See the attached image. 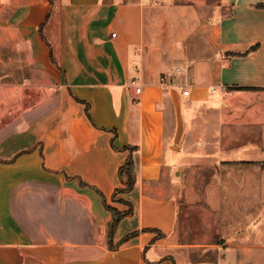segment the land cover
Here are the masks:
<instances>
[{"label":"crops","instance_id":"1","mask_svg":"<svg viewBox=\"0 0 264 264\" xmlns=\"http://www.w3.org/2000/svg\"><path fill=\"white\" fill-rule=\"evenodd\" d=\"M2 30L23 78L2 85L17 110L0 101V264H185L167 149L227 100L245 172L231 264H264L248 211L264 203V0H28ZM131 155L133 212L110 247L104 199L130 208L113 197Z\"/></svg>","mask_w":264,"mask_h":264},{"label":"rangeland","instance_id":"2","mask_svg":"<svg viewBox=\"0 0 264 264\" xmlns=\"http://www.w3.org/2000/svg\"><path fill=\"white\" fill-rule=\"evenodd\" d=\"M27 1L0 0V101L5 100V107L12 113L17 110L18 100L12 98L14 90H19H3L2 85L22 83L23 77L20 62H9L17 54L14 48L4 45L9 34L5 37L2 27L7 25L12 9ZM57 14L58 11L53 17ZM29 95L34 97L35 93ZM226 103L223 112L206 109L194 112L197 122L188 135L187 145L175 147L179 151L177 156L172 148L167 149L168 165L176 166L168 179L179 202L177 231L185 247L181 254L185 264H231V226L239 227L234 218L243 219V205L239 208L233 202L243 201L245 172L242 168H231V101ZM171 129L167 127L170 136ZM248 211L264 215V203L253 205Z\"/></svg>","mask_w":264,"mask_h":264},{"label":"trees","instance_id":"3","mask_svg":"<svg viewBox=\"0 0 264 264\" xmlns=\"http://www.w3.org/2000/svg\"><path fill=\"white\" fill-rule=\"evenodd\" d=\"M241 88V87H240ZM244 88V87H242ZM135 147L132 148V151H135ZM121 181L123 183V187L117 189L115 192V195L113 197L114 200L116 201H121L125 204H128L130 208L126 211H121L118 208L110 205L106 199H104L105 206L106 208L111 212L112 214V220L109 223V233H108V238H109V246L114 247V239H115V234L118 228V225L120 221L127 215L131 214L133 212V206L129 204L125 199L119 197V195L127 192H131L137 182V175H136V168H135V161L133 156L131 155L127 162L120 168L119 171ZM135 234L129 235L125 238V240H128L130 237L134 236Z\"/></svg>","mask_w":264,"mask_h":264},{"label":"built area","instance_id":"4","mask_svg":"<svg viewBox=\"0 0 264 264\" xmlns=\"http://www.w3.org/2000/svg\"><path fill=\"white\" fill-rule=\"evenodd\" d=\"M113 35L115 36L116 34H113ZM163 80L165 81V77H163ZM141 90H142L141 87H138L136 91H137V93H140ZM184 93L188 95L189 94V91L188 90H185Z\"/></svg>","mask_w":264,"mask_h":264}]
</instances>
